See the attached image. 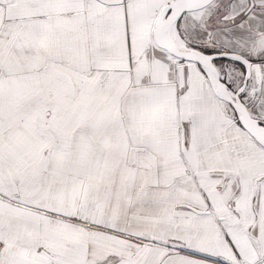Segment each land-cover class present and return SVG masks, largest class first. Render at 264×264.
I'll return each mask as SVG.
<instances>
[{
    "label": "snow or ice",
    "instance_id": "obj_1",
    "mask_svg": "<svg viewBox=\"0 0 264 264\" xmlns=\"http://www.w3.org/2000/svg\"><path fill=\"white\" fill-rule=\"evenodd\" d=\"M0 264H264V0H0Z\"/></svg>",
    "mask_w": 264,
    "mask_h": 264
}]
</instances>
